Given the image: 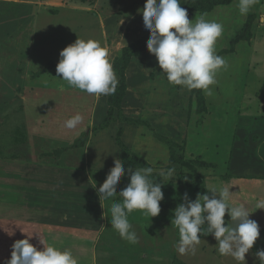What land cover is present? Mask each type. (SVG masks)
Segmentation results:
<instances>
[{
    "label": "rangeland",
    "instance_id": "obj_1",
    "mask_svg": "<svg viewBox=\"0 0 264 264\" xmlns=\"http://www.w3.org/2000/svg\"><path fill=\"white\" fill-rule=\"evenodd\" d=\"M222 2V3H220ZM146 0H0V264L15 241L43 250H70L78 264H238L221 256L213 236L195 254H179L173 211L184 194L228 188L260 236L245 256L260 264L264 249V0L240 17L238 0H180L190 21L200 13L223 24L213 95L170 85L147 50ZM108 50L118 85L89 95L57 76L59 53L77 39ZM121 68H123L122 75ZM80 114L73 130L64 122ZM128 169L151 167L162 184L160 214L129 217L130 244L111 228L112 201L98 189L114 160ZM174 169L172 180L161 176ZM217 198H219L217 196ZM119 195L117 200L119 201ZM225 221L230 217L225 214ZM31 238H29V237Z\"/></svg>",
    "mask_w": 264,
    "mask_h": 264
},
{
    "label": "clouds",
    "instance_id": "obj_2",
    "mask_svg": "<svg viewBox=\"0 0 264 264\" xmlns=\"http://www.w3.org/2000/svg\"><path fill=\"white\" fill-rule=\"evenodd\" d=\"M259 2L238 0L239 16L246 18ZM142 17L150 34L147 50L156 58L167 82L189 92L201 90L206 96H212L211 86L217 83V73L227 67L225 58L216 54V43L223 34V24L206 19L207 13H200L194 21H190L187 10L180 6V0H146ZM261 19L264 20V17ZM59 56L57 76L70 87L95 96L115 93L118 80L108 58V50L98 41L78 38ZM81 122L82 116L76 114L64 122V127L73 130ZM127 171L130 183L117 194V185L125 175V168L119 159H115L114 167L98 189V195L100 201H112L109 208L111 228L121 239L136 244L138 237L128 217L137 210L146 217H157L164 195L162 184L150 179L153 168L134 171L129 168ZM174 175V169L161 173L169 181ZM208 192L211 197L198 193L195 201L185 193L184 202L174 209L171 225L179 234L176 251L181 255L189 251L195 254L196 246L201 243L200 237L211 235L217 241L215 247L221 256H230L238 264H246L245 256L260 236L257 222L249 219L250 213L245 207L229 205L232 193L228 188ZM259 209H264V205H260ZM226 212L230 217L227 226L224 219ZM40 243L44 245L43 250H37L28 238L15 241L11 258L5 264H78L70 250L61 251L41 239ZM255 255L260 264H264V249L258 250Z\"/></svg>",
    "mask_w": 264,
    "mask_h": 264
},
{
    "label": "trees",
    "instance_id": "obj_3",
    "mask_svg": "<svg viewBox=\"0 0 264 264\" xmlns=\"http://www.w3.org/2000/svg\"><path fill=\"white\" fill-rule=\"evenodd\" d=\"M224 2H225V3H226V2H229V0H224ZM220 3H222V2H220ZM122 72H123V68H121V73H120V75H122ZM173 264H183V263H181V262L175 260V261L173 262Z\"/></svg>",
    "mask_w": 264,
    "mask_h": 264
}]
</instances>
